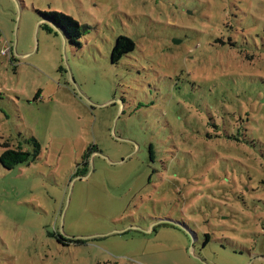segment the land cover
Masks as SVG:
<instances>
[{
    "label": "rangeland",
    "instance_id": "obj_1",
    "mask_svg": "<svg viewBox=\"0 0 264 264\" xmlns=\"http://www.w3.org/2000/svg\"><path fill=\"white\" fill-rule=\"evenodd\" d=\"M19 135L0 264H264V0H0V154Z\"/></svg>",
    "mask_w": 264,
    "mask_h": 264
},
{
    "label": "trees",
    "instance_id": "obj_2",
    "mask_svg": "<svg viewBox=\"0 0 264 264\" xmlns=\"http://www.w3.org/2000/svg\"><path fill=\"white\" fill-rule=\"evenodd\" d=\"M36 12V9H35ZM41 15L39 17V24L46 28V30L50 33H52L53 28H58L60 30L64 37L70 41L72 46H76L77 48H80L82 46V36L84 34V28L85 25L81 24L79 20H77L75 17L70 15L69 13L63 12V11H56V10H45V11H38ZM67 41V40H66ZM68 42V41H67ZM9 49V54H11V47H6ZM5 48V49H6ZM136 48L135 41L125 35H120L117 37V40L111 50V61L112 63H118L121 58L134 51ZM3 49V51L5 50ZM2 51V54H3ZM5 55V54H3ZM5 55V56H7ZM14 60L13 55L11 56V61ZM229 122V130L232 132H242L240 128H233V125H236L237 127V121L236 120H228ZM229 140L234 141L236 145L237 143L241 142L240 139H238L235 135H228ZM4 150L0 154V163L3 165L4 168L10 170L15 168L16 166L24 163H30L35 161L38 158V155L41 152L42 145L41 143L33 136L26 138L22 135L18 136V140L15 139H7L4 143ZM27 147H30V149H26ZM152 143H149L148 149L152 153ZM151 157L154 158L151 154ZM220 219V217L218 218ZM186 228L185 225H182ZM123 234H126L124 232ZM204 242L203 246H206L211 241V236L209 233H205L204 236ZM60 240L65 241L66 238L59 237ZM58 241L62 243L65 246H68L69 243H63L62 241ZM72 241V239L67 240V242ZM76 242H81L80 239L74 240ZM88 241V240H86Z\"/></svg>",
    "mask_w": 264,
    "mask_h": 264
},
{
    "label": "built area",
    "instance_id": "obj_3",
    "mask_svg": "<svg viewBox=\"0 0 264 264\" xmlns=\"http://www.w3.org/2000/svg\"><path fill=\"white\" fill-rule=\"evenodd\" d=\"M9 53V49L6 48L4 51H3V54L7 55Z\"/></svg>",
    "mask_w": 264,
    "mask_h": 264
},
{
    "label": "water",
    "instance_id": "obj_4",
    "mask_svg": "<svg viewBox=\"0 0 264 264\" xmlns=\"http://www.w3.org/2000/svg\"><path fill=\"white\" fill-rule=\"evenodd\" d=\"M178 41L177 40H175V43H177Z\"/></svg>",
    "mask_w": 264,
    "mask_h": 264
}]
</instances>
